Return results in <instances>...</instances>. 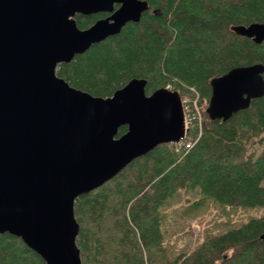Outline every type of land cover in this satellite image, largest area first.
I'll use <instances>...</instances> for the list:
<instances>
[{"label": "trees", "instance_id": "1", "mask_svg": "<svg viewBox=\"0 0 264 264\" xmlns=\"http://www.w3.org/2000/svg\"><path fill=\"white\" fill-rule=\"evenodd\" d=\"M138 23L92 45L57 75L72 87L108 98L133 78L146 94L163 87L208 103L210 82L239 66L264 65V42L231 31L264 24V0H146ZM106 13L77 15L86 29ZM264 77V75H263ZM157 88V89H156ZM179 89V90H178ZM196 96H195V95ZM185 143L162 144L74 204L82 264H264V217L207 238L170 257L160 215L180 189L227 205L264 206V96L227 121L203 111ZM119 129L118 135L126 132ZM0 264H46L21 239L0 234Z\"/></svg>", "mask_w": 264, "mask_h": 264}, {"label": "water", "instance_id": "2", "mask_svg": "<svg viewBox=\"0 0 264 264\" xmlns=\"http://www.w3.org/2000/svg\"><path fill=\"white\" fill-rule=\"evenodd\" d=\"M148 8L146 0H0V234L21 239L46 264H82L77 198L186 136L178 91L148 95L146 79L133 78L102 98L57 75L59 65L138 23ZM98 13L108 15L78 27L77 15ZM231 31L264 42L262 23ZM263 75L257 63L213 78L208 118L247 110L264 96Z\"/></svg>", "mask_w": 264, "mask_h": 264}, {"label": "rangeland", "instance_id": "3", "mask_svg": "<svg viewBox=\"0 0 264 264\" xmlns=\"http://www.w3.org/2000/svg\"><path fill=\"white\" fill-rule=\"evenodd\" d=\"M180 96L182 100L190 101V104L187 102L189 109L196 105L202 122L203 111H206L208 103L200 105V98L196 95V98L191 94ZM261 217H264V206L222 204L211 198H204L198 188H190L180 189L168 199L161 209L160 221L164 244L169 256L174 257L199 246L209 237L226 233L253 218Z\"/></svg>", "mask_w": 264, "mask_h": 264}, {"label": "built area", "instance_id": "4", "mask_svg": "<svg viewBox=\"0 0 264 264\" xmlns=\"http://www.w3.org/2000/svg\"><path fill=\"white\" fill-rule=\"evenodd\" d=\"M187 102H189V104H190V101L182 100L184 113H185L186 129H187V133H188L189 127L192 125L191 123L193 121H196L198 123V127H201V120H200V114H199L198 109L196 108V105L190 106V109H189V105ZM195 102H197V101H195ZM187 133H186V136H187ZM186 136L181 142L175 143L177 145L176 149H179L182 146H184L186 148H189L192 146V144L190 142H186V144H184Z\"/></svg>", "mask_w": 264, "mask_h": 264}, {"label": "bare ground", "instance_id": "5", "mask_svg": "<svg viewBox=\"0 0 264 264\" xmlns=\"http://www.w3.org/2000/svg\"><path fill=\"white\" fill-rule=\"evenodd\" d=\"M240 26V25H239ZM121 32V31H120ZM157 89V88H156ZM179 90V89H178ZM195 95V94H194Z\"/></svg>", "mask_w": 264, "mask_h": 264}, {"label": "flooded vegetation", "instance_id": "6", "mask_svg": "<svg viewBox=\"0 0 264 264\" xmlns=\"http://www.w3.org/2000/svg\"><path fill=\"white\" fill-rule=\"evenodd\" d=\"M107 15H108V14H107ZM107 15H106V16H107Z\"/></svg>", "mask_w": 264, "mask_h": 264}]
</instances>
